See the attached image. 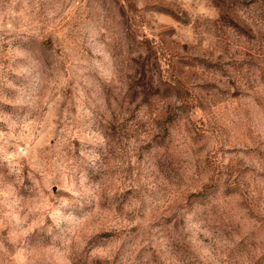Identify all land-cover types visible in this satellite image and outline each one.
Returning a JSON list of instances; mask_svg holds the SVG:
<instances>
[{"label": "rangeland", "instance_id": "374dc122", "mask_svg": "<svg viewBox=\"0 0 264 264\" xmlns=\"http://www.w3.org/2000/svg\"><path fill=\"white\" fill-rule=\"evenodd\" d=\"M0 264H264V0H0Z\"/></svg>", "mask_w": 264, "mask_h": 264}]
</instances>
